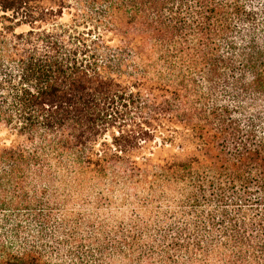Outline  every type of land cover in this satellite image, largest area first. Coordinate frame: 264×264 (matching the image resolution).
<instances>
[{"label": "trees", "instance_id": "1", "mask_svg": "<svg viewBox=\"0 0 264 264\" xmlns=\"http://www.w3.org/2000/svg\"><path fill=\"white\" fill-rule=\"evenodd\" d=\"M0 264H264V0H0Z\"/></svg>", "mask_w": 264, "mask_h": 264}, {"label": "rangeland", "instance_id": "2", "mask_svg": "<svg viewBox=\"0 0 264 264\" xmlns=\"http://www.w3.org/2000/svg\"><path fill=\"white\" fill-rule=\"evenodd\" d=\"M144 193L140 189H123L118 188L116 190H111V186L108 183H104L100 186L96 187H90L89 189H86L83 191L81 196L83 198H89V204H83V202L77 201L76 204L72 205V208L75 210L83 211L87 222L86 224L92 226L97 231V236L101 239V241H104L106 239V236L111 237V230L114 228H117L120 225H128V223L133 219L135 208H139V199L135 198L138 197L140 194ZM97 195H103L104 198H107V201L102 202V204L97 205L95 203V197ZM124 195H130L133 197V200L121 204L118 202L120 197ZM111 197L117 198V201L114 202V204L111 205ZM160 204H155L154 209H158ZM163 207H167V205L163 204ZM140 217H145L143 214H140ZM81 231H83L84 235L91 234V230L83 226ZM94 231V230H93ZM92 231V232H93ZM63 249H66L65 247Z\"/></svg>", "mask_w": 264, "mask_h": 264}]
</instances>
